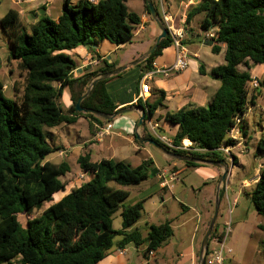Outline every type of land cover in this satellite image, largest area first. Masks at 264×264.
I'll use <instances>...</instances> for the list:
<instances>
[{"label": "trees", "instance_id": "trees-1", "mask_svg": "<svg viewBox=\"0 0 264 264\" xmlns=\"http://www.w3.org/2000/svg\"><path fill=\"white\" fill-rule=\"evenodd\" d=\"M126 1L98 0L93 4L80 0L70 5L69 0H65L56 22L43 16L30 27L16 10H8L0 19V27L10 46L7 61L17 62L22 78L21 95L14 100L4 97L0 80V264L14 259L17 264H98L112 248L115 235L122 237L119 247L127 243L137 247L145 245L144 254L156 251L172 236L167 222L150 225L145 237L136 229L129 231L139 218L140 201L124 207L121 230L112 229V216L128 197V191L111 188L108 183L137 185L147 179L153 165L149 159L136 167L124 161L93 162L90 151L79 156L77 164L82 172L92 173L91 179L71 189L40 216L26 220L25 230L17 219L20 214L30 215L40 210L43 203L66 186L61 177L69 172V165L64 161L58 164L45 161L49 154L59 150L47 143L45 129L71 124L80 117L106 122L91 114H76L75 103L92 79L115 69L116 65L104 61L103 67L72 79L70 73L75 69V62L65 52L78 46L97 45L102 40L115 46L129 41L140 18L128 11ZM143 2L149 14L145 0ZM154 8L159 14L156 5ZM196 14H203L200 23L203 31L215 28L211 53L218 54L224 49L223 64L211 70L220 84L207 107H182L162 117L167 124L177 126L171 139L174 146L180 147L184 140L185 144L191 142L196 150L170 149L146 132L142 137L153 139L179 155L226 161L215 149L223 143L233 144L226 133L236 117L246 115L248 103L253 105L255 100L253 95L249 97L252 80L249 64L264 67V0H201L187 12L185 22ZM170 44L167 35L137 66H142L143 72L149 71L154 58ZM241 65L244 70H239ZM118 76L95 83L81 101V107L107 115L121 109L113 103L105 87ZM53 83L59 86L54 88ZM258 86L264 87V80L259 81ZM15 87L14 84V90ZM64 87L70 90L72 101L65 112L58 105ZM163 99V91H158L153 101H142L137 93L136 105L145 106L153 118ZM134 143L143 147L135 138ZM256 150L264 154V137L256 142ZM249 198L256 213L264 217V159ZM259 228L264 231V225ZM218 233L215 224L210 237Z\"/></svg>", "mask_w": 264, "mask_h": 264}, {"label": "rangeland", "instance_id": "rangeland-1", "mask_svg": "<svg viewBox=\"0 0 264 264\" xmlns=\"http://www.w3.org/2000/svg\"><path fill=\"white\" fill-rule=\"evenodd\" d=\"M151 1L157 6L158 0ZM143 3L142 0H128V10L139 13L144 8ZM1 35V55L4 57L10 46L5 34ZM184 46L186 47L185 44ZM219 58L218 56L216 59ZM3 65L2 69H4L6 75L4 77L0 71V80L5 85L3 95L7 99L14 100L13 90L8 83L7 76L12 70L11 78L13 80L19 81L21 77H18L19 74L14 65H8L5 61H3ZM244 69L243 65L239 66V70ZM248 71L255 73V76L258 75L259 77L256 76L255 78L259 81L264 79L261 77L264 74L262 65L249 64ZM21 82L19 83L21 84ZM251 95L255 97V100L253 105L250 102L248 103L246 115L242 120V144L239 150L236 149L232 153L234 155V167L231 170L228 189L223 190L221 188V195L218 198L219 205L215 222L218 232H222L223 225L226 222L230 220L231 223V232L225 244V247L231 250L230 254H225L228 264H264V231L259 228L260 225H264V217L256 213L249 198V193L253 186L252 181L257 178L258 165H261L264 159V154L256 150V142L259 138L264 137V87L250 88L249 97ZM58 105L63 111L64 105L62 101H58ZM55 128L58 131V137L53 136L50 133V129H45L46 140L52 147L63 145L70 150L69 158L64 160L69 165V172L61 177V181L66 186L63 191L54 193L50 201L43 203L40 210H36L30 215H18L17 219L22 230L26 228V220L40 216L44 210L58 202L63 195L80 184L87 182L92 177V173L88 172L85 173L83 182L77 180L78 174L83 172L80 170L76 160L87 152L85 146H89V143L83 144L90 137L91 131V128L87 127L85 118H78L71 124H62ZM243 131L245 136H243ZM155 132L159 133L160 131L156 129ZM84 136H86V139ZM137 147L141 150L138 151ZM143 147L142 150V147L136 144L126 143V150L121 155V158H123L121 161H124L130 167H136L145 159H149L153 168L150 170L147 179L142 181L140 185L120 186L115 182L108 183L111 188L128 191V197L121 202L119 209L112 216L111 227L115 231L121 230L122 209L140 201L142 208L132 230L136 229L142 237H145L150 225H159L167 222L172 229V236L159 249L146 254H144L145 245L137 247L133 243H127L123 246L125 249L123 258L126 264H168L170 260H172L171 264H176L179 260V253L189 246L190 236L196 226L197 229L194 233L192 245L195 249V261L197 264L200 243L214 209L216 182L210 181L207 188L204 189V185H202L203 179L193 172L194 167H187L180 161H172L168 164L161 152L149 145ZM62 150L64 154L66 149ZM58 155L60 154L58 153ZM92 160L97 159L94 157ZM225 160L230 168L231 164L227 162V159ZM238 162L241 165H236ZM173 163L178 165V167H187V170L175 177V182H167L166 176L163 174L162 181L166 182V188L164 190L159 189L157 186L163 169H168ZM154 169L158 173L151 175V171ZM246 179L249 180V184L243 186V181ZM233 199H236L235 204H232ZM228 203L230 207H228ZM184 207L189 210H184ZM195 213L199 214V221L196 220ZM121 239L120 235L113 237L112 248L107 252L106 256H108L109 252H114L117 249ZM208 246L210 248L214 245L209 243ZM215 247L218 248V246ZM7 264H17V259Z\"/></svg>", "mask_w": 264, "mask_h": 264}, {"label": "crops", "instance_id": "crops-1", "mask_svg": "<svg viewBox=\"0 0 264 264\" xmlns=\"http://www.w3.org/2000/svg\"><path fill=\"white\" fill-rule=\"evenodd\" d=\"M64 1L65 0H42L38 2H29L28 0H0V19L8 10L12 9L16 10L19 13L21 19L27 27L34 25L37 22L38 18L43 16H46L56 22L61 15L62 3ZM78 1L80 0H69V4L75 5ZM87 1L93 4L98 2V0ZM127 1L125 3L126 7ZM163 1L167 4L166 10L172 18L173 26L179 27L183 25L185 27L186 35L184 37V44L186 45V49L188 48V66L183 71L171 73L167 78L163 77L160 74H156L151 78L150 81H146L145 83L148 86V92L145 90V95L147 96L142 97V101H153L157 98L158 91L164 92V99L162 101V104L157 108L153 118H151L150 120L158 125L157 130L161 133L155 132L157 136H163L171 140L177 131V126L167 124L163 121L162 117L167 112H176L182 107H207L210 104L212 96L214 95L216 89L220 84L218 79L211 75V70L223 64L222 60L224 49H222L218 54L211 53L210 49L212 41L204 38L205 31L200 28L203 14H196L188 23L185 22L187 12L194 6L198 5L201 0H192V4L187 0ZM135 14H137L140 18L139 24L135 27L131 38L126 43L115 46L109 43L107 40H102L97 45L78 46L71 51H66L65 53L70 55L75 62V69L70 73V78H82L95 69L103 67L104 61H106L108 64H115L116 69L135 61L143 54H145L158 36L159 30L155 22L151 19L150 15L145 11V8L141 9L139 13ZM212 30H215V28H212ZM1 34H3V31L0 27V36H2ZM1 49L2 47L0 42V71L5 77L6 75L4 73V69H2V66H4L3 61H5L8 65H14L16 68L17 62L14 60L9 62L7 61V57L10 53V47L9 49H7L4 57L1 55ZM218 56L220 58L216 59ZM174 58L175 52L173 48L169 46L168 48L163 49L161 53L154 58V60L152 61V67H167L172 64ZM11 71L9 73V76H7V79L9 80L8 83L12 87L14 99H18L22 92V78L19 77L18 72L17 75L20 80H13L11 78ZM143 74L144 72L142 70V66L129 67L121 74H119L118 77L112 78L106 83L105 87L107 93L118 108H125L136 105L137 93L142 94L140 83L142 81ZM250 74L251 78H255L256 76L259 77L258 75L255 76V73L250 72ZM261 77L264 78V74ZM19 82H21V84ZM14 84L16 85L15 90L13 89ZM58 86V83H53L54 88H57ZM4 89L5 85L3 83V90ZM58 101H62L64 105V112L72 105L71 92L67 87H64L61 90ZM139 117L140 113L138 111H132L130 113L119 115L113 118L110 121L113 126V134L109 137H106L105 140H101L100 142H96L93 139V124L96 122L85 118L87 127L89 129L91 128V131L90 137L86 139V136H84L86 140L84 141L83 145H85V143H89V146H85V148L87 151H90L91 161L96 162L100 160L115 159H117L115 161H121L123 159L121 158V155L124 150H126V143L135 144L134 128ZM150 120L143 121L142 127L139 130L141 136L145 132L151 134L148 125V122ZM50 133L53 136L58 137V131L56 128L50 129ZM61 148L66 149V151H64V154L58 155V151H63ZM143 148L144 147H142V150ZM137 150L140 151L141 149L137 147ZM58 151L52 155L49 154L45 158V161L58 164L65 159H68L69 155L71 154L68 147H65L63 145L59 147ZM94 157L97 160H92V158ZM165 158L168 164L172 161H175L167 158L166 156ZM239 164L241 165V163L239 162L236 165ZM258 166L260 167V165ZM186 170L187 167H178V165L173 163L169 166L168 169H163L161 177L163 176V174H165L166 181L169 182L168 178H170L172 174L175 175L174 177H177L181 172H184ZM193 172L203 179L202 185H204V189L207 188V185L210 183V181H214L217 184L218 178L220 176V170L207 165L195 166ZM256 174L258 175V169L256 171ZM162 179L163 178H160V181H158L157 187L164 190L166 188V183L164 184ZM248 181L249 180L247 179L244 180L243 186L249 184ZM256 181L257 178L252 181V184L254 185ZM173 182L175 181L173 180ZM140 184L141 183H139V185ZM184 210L189 209L184 207ZM197 214L198 213H195L196 220L199 221V214L198 217ZM132 229L133 227L130 230ZM196 229L197 228L195 226L190 236L189 246L182 250L178 255L179 264H196L194 253L195 249L192 245V240L194 238ZM124 252L125 249L118 246L114 252H109L108 256H106L98 264H126V261L123 258ZM171 261L172 260L168 261V264H171ZM178 263L176 262V264ZM226 263L228 264V260Z\"/></svg>", "mask_w": 264, "mask_h": 264}, {"label": "built area", "instance_id": "built-area-1", "mask_svg": "<svg viewBox=\"0 0 264 264\" xmlns=\"http://www.w3.org/2000/svg\"><path fill=\"white\" fill-rule=\"evenodd\" d=\"M29 2H38V1H42V0H28ZM188 2H190L191 4L193 3L192 0H187ZM167 4L164 3L163 0H158V11H159V16L161 18V21L164 25V27L166 28L167 32H168V36L170 38L171 44L170 47L173 48L174 52H175V58L174 61L172 62V64H170L167 67H151V69L149 71L144 72L143 74V78L142 81L140 83V87H141V92L142 94H140L141 98L142 97H146L147 95H145V90L148 92V86L145 83L146 81H150L151 78L156 75V74H160L163 77L167 78L169 77V75L171 73H177L180 71H183L187 68L188 66V51L186 49V47L184 46V37L186 35V31H185V27L183 25L179 26V27H175L172 24V18L170 16V14L167 12L166 10ZM204 38L207 40H213L216 38V31L215 30H208L205 31L204 34ZM259 84V80L256 78H252L251 83H250V87L254 88L257 87ZM242 120L243 118H239L236 117L234 119V124L232 125V127L229 128V130L226 133V137L228 140L232 141L233 144H221L218 148L215 149V151L219 154H221L225 159H227V162L231 164L230 166V173L227 176V181L224 183L223 185V190H227L228 189V184H229V180H230V176H231V170L234 167L233 166V161H234V155L232 154L234 150H239V147L242 144ZM151 134L153 136H155L160 142H162L165 146H167L170 149H180L183 151H192V150H196L193 149L191 146V142L189 144H185L184 140L182 141V144L180 147H176L172 144V141L167 139L166 137L163 136H157L155 134V129L158 128V125L154 122H152L151 120L148 122ZM93 130H94V135H93V139L96 142H100L101 140H103L106 137H109L113 134V126L110 123V121H106V122H96L93 124ZM242 152V151H240ZM60 155L63 154V151H59L58 152ZM84 175L85 173H81L77 176V180L80 182L84 181ZM175 175H171L170 178H168V181H175ZM163 178V176L161 177ZM166 182L164 181V184ZM236 203V199H233V203ZM228 207H230V204L228 203ZM230 213V210H229ZM198 217V214H197ZM231 232V223L230 220L228 222H226L223 225V229L222 232H219L218 235H214L213 237L209 238V243H211L212 245H214L213 247L208 246L207 248V253L205 256V261L204 264H227L226 263V257L225 254H230L231 250L229 248L225 247L226 244V240L228 235ZM215 246H218V248H216Z\"/></svg>", "mask_w": 264, "mask_h": 264}, {"label": "water", "instance_id": "water-1", "mask_svg": "<svg viewBox=\"0 0 264 264\" xmlns=\"http://www.w3.org/2000/svg\"><path fill=\"white\" fill-rule=\"evenodd\" d=\"M145 3L147 5L148 12L150 14L151 19L155 22V24L159 30L158 36L156 37V39L154 40L152 45L149 47V49L146 51V53L143 54L138 59H136L135 61H133L127 65L121 66L119 68H116L114 70H111L107 73H104V74L92 79L87 84L85 93L82 94L77 99V101L75 103L74 112L76 114L77 113L91 114L97 118H100V119H103L106 121H111L113 118H115L119 115L127 114V113H130L132 111H138L140 113V117L137 119L136 124H135L134 138L139 145H149V146L153 147L154 149L158 150L159 152H161L164 156H166L167 158H169L171 160L180 161L183 163L189 162V163H194V164H198V165H207V166L215 167L218 170H220V176L218 178V181L216 184V189H215V201H214V209H213L212 217H211V220L208 224L206 232L204 233V235L202 237L200 247H199V251H198V262H197V264H204L205 256H206L207 248H208L209 238H210V236L214 230V226H215V222H216V218H217V211H218V205H219V199H218L219 198V191L223 187L225 180L230 173V168H229L228 164L226 163V161L212 162V161H207V160H203V159H199V158H195V157H191V156L179 155V154H176L174 152H171V151L165 149L162 145H160L159 143H157L153 139L142 137L140 135V132H139V130L142 127V123L144 120H150L151 119L149 116V112L145 108V106L133 105V106L121 108L112 115L103 114V113L95 111V110H91V109L81 107V101L88 95V93L90 92V90L92 89V87L94 86L95 83H97L98 81L106 80L108 78L117 76L129 67H134V66L139 65L140 63H142L145 59H147L152 54V52L158 46L159 42L168 35V32H167L166 28L164 27L158 12L155 10L152 1L151 0H145ZM155 173H157V170L154 169L151 171V175H154Z\"/></svg>", "mask_w": 264, "mask_h": 264}]
</instances>
